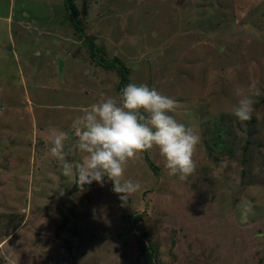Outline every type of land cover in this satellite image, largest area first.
<instances>
[{
    "label": "rangeland",
    "instance_id": "1",
    "mask_svg": "<svg viewBox=\"0 0 264 264\" xmlns=\"http://www.w3.org/2000/svg\"><path fill=\"white\" fill-rule=\"evenodd\" d=\"M75 4L99 61L177 102L197 167L180 182L153 149L128 164L141 188L125 204L107 179L80 192L48 130L126 86L91 58L65 0H0V264H264V0ZM241 85L261 93L245 122ZM65 151L81 162L71 134Z\"/></svg>",
    "mask_w": 264,
    "mask_h": 264
},
{
    "label": "clouds",
    "instance_id": "2",
    "mask_svg": "<svg viewBox=\"0 0 264 264\" xmlns=\"http://www.w3.org/2000/svg\"><path fill=\"white\" fill-rule=\"evenodd\" d=\"M260 94L255 85L236 88L232 114L241 122L252 119ZM176 109L177 102L156 88L129 83L118 99L105 97L84 109L73 119L70 131L50 128L49 152L60 163L62 175L74 181L80 192L93 182L103 186L107 179L125 204L141 188L139 182L125 178L126 168L145 152L158 150L168 176L180 182L194 174L200 136L170 114ZM70 134L82 154L76 165L66 159Z\"/></svg>",
    "mask_w": 264,
    "mask_h": 264
},
{
    "label": "trees",
    "instance_id": "3",
    "mask_svg": "<svg viewBox=\"0 0 264 264\" xmlns=\"http://www.w3.org/2000/svg\"><path fill=\"white\" fill-rule=\"evenodd\" d=\"M65 5H66V10L69 12L72 21H73V26L75 30L85 39L86 46L88 48L89 54L93 60H96L98 64L102 65L106 69H114L117 71L120 83L122 86H127L129 84V75L130 71L129 68L123 64L120 60L114 59L111 63L105 60L103 57L100 58L101 61H99V58L96 57V55L93 52L94 48V43L87 37L84 36V33L81 28V21H80V13L79 10L75 4V0H65ZM151 169L153 171L157 172V168L153 166V164L148 161ZM143 252L147 254L150 258L152 256L151 251L147 248H143Z\"/></svg>",
    "mask_w": 264,
    "mask_h": 264
}]
</instances>
